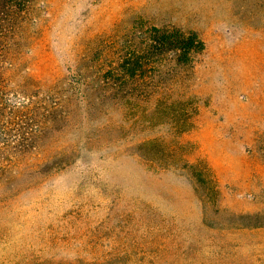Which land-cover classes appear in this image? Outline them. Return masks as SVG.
I'll list each match as a JSON object with an SVG mask.
<instances>
[{
	"label": "rangeland",
	"instance_id": "1",
	"mask_svg": "<svg viewBox=\"0 0 264 264\" xmlns=\"http://www.w3.org/2000/svg\"><path fill=\"white\" fill-rule=\"evenodd\" d=\"M20 25L4 67L33 92L142 26L194 33L204 49L188 67L166 59L162 100H106L86 130L57 134L80 152L62 172L0 193V264H264V0H34Z\"/></svg>",
	"mask_w": 264,
	"mask_h": 264
},
{
	"label": "trees",
	"instance_id": "2",
	"mask_svg": "<svg viewBox=\"0 0 264 264\" xmlns=\"http://www.w3.org/2000/svg\"><path fill=\"white\" fill-rule=\"evenodd\" d=\"M33 1L0 0V193L6 199L27 191L34 179L43 182L62 172L80 156L78 146H60L57 134L86 130L101 115L106 100L120 101L126 97L162 100L155 98L159 92L153 89H158V84L153 88L152 85L164 73L161 70L166 67V59L173 62V68L188 67L192 55L204 49L203 42L194 33L142 26L115 52L82 56L76 71L66 76L60 87L43 92L25 90L8 83L4 64ZM43 140L48 143L46 147L44 143L41 145ZM159 146L156 141H148L141 149L146 148L151 156L160 151ZM199 183L203 185V181ZM79 252L84 253L80 249ZM137 252L138 248L131 246L122 250L120 256L131 258ZM139 252L148 255L150 250L139 248ZM162 256L155 254L140 262L123 260L122 264H161ZM43 264L114 263L101 258H77L49 260Z\"/></svg>",
	"mask_w": 264,
	"mask_h": 264
}]
</instances>
